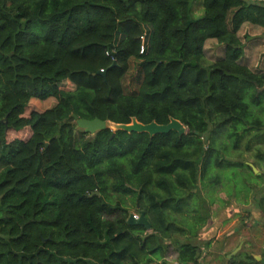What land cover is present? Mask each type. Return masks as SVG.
<instances>
[{"label":"trees","instance_id":"16d2710c","mask_svg":"<svg viewBox=\"0 0 264 264\" xmlns=\"http://www.w3.org/2000/svg\"><path fill=\"white\" fill-rule=\"evenodd\" d=\"M193 2L0 0V264H172L169 247L199 264L215 204L264 212V170L239 158L264 162V71L237 34L264 28V0ZM73 114L186 132L91 134Z\"/></svg>","mask_w":264,"mask_h":264},{"label":"rangeland","instance_id":"374dc122","mask_svg":"<svg viewBox=\"0 0 264 264\" xmlns=\"http://www.w3.org/2000/svg\"><path fill=\"white\" fill-rule=\"evenodd\" d=\"M199 2H202V0H194V4L192 6V10H193V16L194 17H198L199 15L202 14V8L201 5L199 4ZM242 33L244 35H241V38L244 40V44L245 43V33L247 35H249L251 38L249 40H247V45L248 50H247V56H250V59L246 58L247 60H249V64L253 63L255 61H257L258 58V54H259V59L258 61H260L261 65L264 64V46L262 44V40H263V36L260 35L259 33H257L256 31L251 30L249 27L246 29H242ZM250 45L254 46L250 48ZM205 56L208 60H214V59H218L219 57H221L224 53V48L222 46V44L218 43L217 41H215L214 39H209L205 42ZM245 59V60H246ZM244 63H246L249 67L250 65L248 64L247 61H243ZM252 68V67H250ZM253 69V68H252ZM258 70V69H256ZM28 134L27 131H21V132H13L10 131L8 133L9 138L10 137H26ZM264 148V147H263ZM231 157H235L238 156V154L236 153H232V155H230ZM223 157H226L223 155ZM239 158H241L242 160L246 161L252 169H255V173H261L264 170V162L261 161V156L260 157H251L250 155L248 156V154H241L239 156ZM254 161L257 162L258 164L255 165ZM228 170V169H227ZM230 172V169L228 170ZM262 193H255L254 196L259 197ZM218 195H221V197L225 198L226 195L224 192H220L218 193ZM221 204L217 203L213 206V210L215 211L216 214L221 215L224 212V215L226 216L227 213V209L234 211L235 209H239L242 210L243 212V216L241 218L240 221H242V225H243V230L244 232H247V229L249 230H254L258 228L259 224L256 223L253 226H248V223L251 222L252 219V215L251 213L247 212L246 210H249L250 208H255V204L254 201L249 202V204H247L246 206L242 205L241 203L239 204L238 201L235 200V198H232V200L230 201V203L227 206H219ZM236 212V211H235ZM233 212V213H235ZM136 213L135 210H132L131 214ZM245 219H248L247 222H244ZM257 220V219H256ZM255 220V221H256ZM260 224L264 222V219H260ZM202 233V232H201ZM200 233V237L201 239L200 242L202 245H204L205 241H209L210 242V246L209 248H202V254L200 257V262L199 264H230V260L232 257H234L236 260H238V255L239 253L244 249V247H241L239 249H237L236 251L235 248H237V246L239 245L240 240H246V236L243 235V239H239V238H233L232 240H227L224 241V239H222V237H219L218 239H216V237L214 236V234L212 233H206L205 234H201ZM263 234H261L259 237H261ZM228 238V237H226ZM251 240V239H250ZM225 242V243H223ZM262 241L258 240L257 243L255 245H252L249 249L247 248L249 251L254 253V256H261L262 257V250L264 249V244L262 245ZM169 252H168V262H173L174 258H175V251L173 250L172 247H169ZM233 253L230 256H227L230 252ZM248 251V252H249Z\"/></svg>","mask_w":264,"mask_h":264},{"label":"crops","instance_id":"0c3cea01","mask_svg":"<svg viewBox=\"0 0 264 264\" xmlns=\"http://www.w3.org/2000/svg\"><path fill=\"white\" fill-rule=\"evenodd\" d=\"M199 4L201 5V2H199ZM250 28L253 31H256L257 33H259L260 35L263 36V40L261 41L263 46H264V28L257 26V25H252L248 22H245L241 25V28L239 29V31L237 32L239 38L241 39V41L244 43V40L241 38V35H244L242 33V29H246V28ZM245 48H244V55H243V61H247L249 64V60H247L246 58L250 59V56H247V50H248V45H247V40H249L251 37L249 35H247L245 33ZM254 47L252 45H250V48ZM246 59V60H245ZM259 59V54H258V58L257 61L250 63V67H252L253 69H258V70H262L264 71V64H260L261 62L258 61ZM254 170V169H253ZM256 172V171H254ZM254 201L253 199L250 200V202ZM240 204V203H239ZM255 204V203H254ZM244 205V204H242ZM246 206V205H244ZM226 216L224 215V212L222 213V216L218 214H214L213 217L208 221L207 225L205 226V228L202 229V233L201 234H205V232L207 233H212L214 234V236L216 237V239H218L219 237H222V239H224V241L227 240H232L233 238H239V239H243V235L246 236V240H240L239 245L237 246V248H235L234 251H236L237 249L244 247V249L239 253V255L241 257H245V256H251L253 257L255 260L260 261L262 264H264V249L262 250V257L259 256H254V253L249 251L248 249L252 246L255 245L257 243L258 240H261L262 243L264 244V222L260 224V219H264V212H262L261 210H259L256 205L255 208H250L249 210H246L247 212L253 214L252 215V221L248 223V226H253L256 223L259 224L258 228L254 230H249L247 229V232H244L243 230V225H242V221L241 218L243 216V212L242 210L239 209H235L234 211L231 210H226ZM236 211V212H235ZM235 212V213H233ZM139 215V213H137ZM257 219V220H256ZM256 220V221H255ZM248 219H245L244 222H247ZM261 234H263L261 237H259ZM228 237V238H226ZM199 239H201V237L199 236ZM251 239V240H250ZM225 243V242H223ZM260 245V246H263ZM210 244L207 246H203L202 248H209ZM245 247H248L245 248ZM249 251V252H248ZM233 253L230 252L227 256H230ZM176 257V255H175ZM240 257V258H241ZM239 258V259H240ZM168 260V258H167ZM171 262V260H170ZM200 262V259H199ZM172 264H176L175 262V258L174 261L171 262Z\"/></svg>","mask_w":264,"mask_h":264},{"label":"water","instance_id":"95a60500","mask_svg":"<svg viewBox=\"0 0 264 264\" xmlns=\"http://www.w3.org/2000/svg\"><path fill=\"white\" fill-rule=\"evenodd\" d=\"M99 73L104 76L105 71L102 70ZM73 117L75 119L77 128H81L86 132H90L91 134H93L97 130L105 129L107 127H110L114 130H122L126 132H146L149 134V136H153L154 134L158 133H168L171 130L176 131L179 135H182L186 132L185 125L181 121L173 117H170L167 123H157L154 120L148 123H143L138 121L134 117L128 123H113L110 121L101 120L99 118L85 119L79 118L74 114ZM45 145H47V143H45ZM127 221L128 223L141 224L146 228H150V223L143 212L139 213L138 218H134L133 215L130 214Z\"/></svg>","mask_w":264,"mask_h":264},{"label":"built area","instance_id":"2783aa9c","mask_svg":"<svg viewBox=\"0 0 264 264\" xmlns=\"http://www.w3.org/2000/svg\"><path fill=\"white\" fill-rule=\"evenodd\" d=\"M132 215H133L134 218H138V216H139V215L137 214V212H136V213H133Z\"/></svg>","mask_w":264,"mask_h":264}]
</instances>
